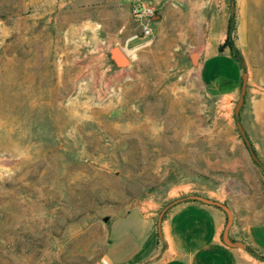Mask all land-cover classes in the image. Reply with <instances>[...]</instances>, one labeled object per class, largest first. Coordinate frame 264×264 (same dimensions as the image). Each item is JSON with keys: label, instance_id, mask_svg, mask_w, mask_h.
<instances>
[{"label": "rangeland", "instance_id": "rangeland-1", "mask_svg": "<svg viewBox=\"0 0 264 264\" xmlns=\"http://www.w3.org/2000/svg\"><path fill=\"white\" fill-rule=\"evenodd\" d=\"M67 1L0 0V264H102L111 220L144 202L158 217L201 178L229 179L238 211L220 203L264 220L247 210L264 203V172L243 151L239 95L206 97L180 27L189 15L135 49L130 13ZM250 9L239 122L264 165V4ZM244 251L240 264H264Z\"/></svg>", "mask_w": 264, "mask_h": 264}, {"label": "crops", "instance_id": "crops-1", "mask_svg": "<svg viewBox=\"0 0 264 264\" xmlns=\"http://www.w3.org/2000/svg\"><path fill=\"white\" fill-rule=\"evenodd\" d=\"M134 0H74L84 7H108L109 12L117 9L130 13ZM156 10L149 22L153 39L159 41L176 23L183 22L181 15L189 18L182 33L192 45L196 57L199 82L206 97L220 107L231 105L239 95L243 67L234 59L228 48L220 51L227 35V23L231 14L230 3L219 0L216 8L205 0H143ZM58 0H45L53 4ZM64 5L65 0H60ZM67 3H70L68 0ZM264 4V0H234L236 7V47L244 52L246 38L252 26L249 17L251 5ZM121 29V28H120ZM123 29V28H122ZM121 31V30H120ZM144 40L136 35L130 38L131 48L147 47ZM129 45V46H130ZM121 54L128 58L122 49ZM112 63L118 61L112 56ZM248 132L245 130V133ZM252 146L257 150L254 141ZM243 151L247 153L244 144ZM252 159V158H251ZM237 165V161L232 162ZM189 186L195 195L216 200L232 206L237 212V201L230 199V191L223 178H201L192 180ZM193 187V188H192ZM237 194L236 190L233 192ZM187 193H185L186 195ZM184 195V194H180ZM229 201L231 203H229ZM249 213L264 215V203H247ZM159 216V215H158ZM156 208L144 202L124 215L111 220L107 227L108 242L101 259L102 264H240L246 259L244 249L249 247L264 255V220L248 222L233 217L229 229L232 241L242 242L245 247H230L222 240L226 223L225 212L215 206L199 201H184L170 208L163 216L160 229L157 227Z\"/></svg>", "mask_w": 264, "mask_h": 264}, {"label": "water", "instance_id": "water-1", "mask_svg": "<svg viewBox=\"0 0 264 264\" xmlns=\"http://www.w3.org/2000/svg\"><path fill=\"white\" fill-rule=\"evenodd\" d=\"M117 53L119 55H117ZM114 56L116 58V60L118 61V64L122 65L126 62V58L118 51V50H114ZM246 88H247V74L244 72L242 74V78H241V87H240V92H239V97H238V100L236 101L235 103V106H234V109H233V113H234V117L236 119V126H237V129L245 143V146L252 158V160L260 166V168L263 170L264 172V165L259 161V159L256 157L252 147H251V144L246 136V133L243 129V127L241 126L240 122H239V112H240V109L241 107L243 106L244 104V99H245V94H246ZM184 201H199V202H202L204 204H208V205H211V206H215V207H218L220 209H222L225 214H226V223H225V226H224V230H223V233H222V240L223 242L230 246V247H241V248H244L245 245L242 243V242H238V241H232L230 238H229V229L232 225V222H233V214L231 212V210L225 205V204H222L220 203L219 201H216V200H212V199H208V198H205V197H202V196H198V195H188V196H185V197H182V198H178V199H175L173 201H171L170 203H168L160 212L159 216H158V222H157V227L158 229H160V224H161V220L163 218V216L165 215V213L172 207H174L175 205L179 204V203H182ZM106 220V218L104 219Z\"/></svg>", "mask_w": 264, "mask_h": 264}, {"label": "built area", "instance_id": "built-area-1", "mask_svg": "<svg viewBox=\"0 0 264 264\" xmlns=\"http://www.w3.org/2000/svg\"><path fill=\"white\" fill-rule=\"evenodd\" d=\"M130 14L140 29L139 37L144 40V45L149 43L153 39L149 22L155 17V8L143 0H134L130 5Z\"/></svg>", "mask_w": 264, "mask_h": 264}, {"label": "trees", "instance_id": "trees-1", "mask_svg": "<svg viewBox=\"0 0 264 264\" xmlns=\"http://www.w3.org/2000/svg\"><path fill=\"white\" fill-rule=\"evenodd\" d=\"M231 8L234 5V0H227ZM235 13L232 10L227 23V35L226 40L224 44L220 47V51H222L224 48H228L231 55L234 57V59L243 67V58L242 54L239 51V49L235 46V31H236V22H235Z\"/></svg>", "mask_w": 264, "mask_h": 264}]
</instances>
